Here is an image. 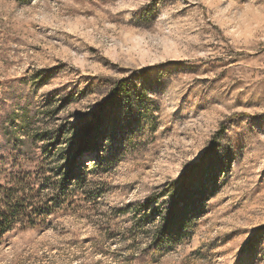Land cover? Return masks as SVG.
Instances as JSON below:
<instances>
[{
    "label": "rangeland",
    "instance_id": "374dc122",
    "mask_svg": "<svg viewBox=\"0 0 264 264\" xmlns=\"http://www.w3.org/2000/svg\"><path fill=\"white\" fill-rule=\"evenodd\" d=\"M122 80L101 162L0 264H264V0H0V184L57 182Z\"/></svg>",
    "mask_w": 264,
    "mask_h": 264
},
{
    "label": "trees",
    "instance_id": "16d2710c",
    "mask_svg": "<svg viewBox=\"0 0 264 264\" xmlns=\"http://www.w3.org/2000/svg\"><path fill=\"white\" fill-rule=\"evenodd\" d=\"M133 91L130 89L126 80L119 81L115 88L109 93L107 99L101 104L96 112L93 113V118L83 124L78 133L77 140L75 143L70 144L68 150H60L58 153L59 158L67 159L70 158V162L67 164L68 169L61 170L58 174L59 180L55 183L49 182H37L34 179L23 177V175L10 176L8 183L0 184V242L3 240L5 234L14 229L16 226L23 228H36L40 225L39 222L34 220L22 221V216L27 215L29 208L37 207L38 212L41 214H48L50 211H54L59 208L62 204L68 201L69 196L73 193L70 190L72 183H80L81 174L84 172L83 169L78 171V167L75 165H81L85 156L93 155L97 160L99 158V140L101 139L102 128L107 119L106 109L112 108L115 100L119 96L124 98H130ZM220 131L219 134H221ZM216 138L209 148V153L215 151L217 146ZM75 150V152H73ZM93 161V160H91ZM101 162V161H100ZM98 164L97 162L94 165ZM41 183V184H39ZM38 187H37V186ZM53 189V196L47 202L45 207L40 206V189ZM186 190L180 191L177 198H172L170 207L168 208V224L165 228V232L173 234L174 224L181 217L183 210L180 207V203L188 201L190 193L185 192ZM153 200L143 203L144 207H149V204ZM28 219V218H26ZM43 222V219L41 220Z\"/></svg>",
    "mask_w": 264,
    "mask_h": 264
}]
</instances>
